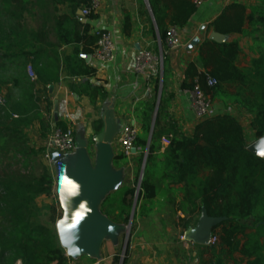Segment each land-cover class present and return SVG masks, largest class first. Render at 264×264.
I'll return each mask as SVG.
<instances>
[{
	"label": "trees",
	"instance_id": "16d2710c",
	"mask_svg": "<svg viewBox=\"0 0 264 264\" xmlns=\"http://www.w3.org/2000/svg\"><path fill=\"white\" fill-rule=\"evenodd\" d=\"M148 1L166 50L167 31L184 28L197 7L193 0ZM90 2L38 0L36 4L32 0H0V91L7 90L6 105L0 106L1 160L12 156L21 159L26 166L35 168L38 165L44 149L32 148L26 132L39 114L33 91L40 83L47 93V88L59 81L57 52L50 55L42 49L19 55L14 48L24 49L34 42L46 43L48 35L54 33L60 41L58 45H75L73 56L64 59V69L70 76L87 80L95 78L96 69L86 65L83 56L94 53L98 37L92 33L89 23L82 24L76 15L89 7ZM61 5H67L73 17L55 14ZM35 9L40 14L34 29H29L25 14L31 16ZM96 18L97 13L88 17L89 20ZM257 24L264 28V7L248 12L243 5L231 4L208 26L207 33L253 36ZM149 25L151 33H154L151 20ZM131 28L130 18L126 17L124 35H128ZM45 59L48 60L47 65ZM29 66L36 75L35 83L27 79L28 87L22 99L16 100L12 89L25 86L23 71ZM165 73L164 68V77ZM25 76L28 78L27 74ZM155 78L151 87L156 99L160 79L158 75ZM209 78L216 80L213 87L208 86ZM9 84L12 88L8 87ZM196 86L212 102H230L253 115L255 137L264 138V55L248 60L238 42H216L206 38L198 48L197 59L186 68L182 89L192 91ZM85 94L92 104L98 98L105 100L107 97L104 87L92 86L89 82L86 83ZM168 101L163 93L150 143L148 123L143 125L142 135L135 142L141 149L135 183L138 182L146 149L148 154L133 223L137 217L151 214L163 182L168 180L174 186L182 185L183 197L176 209L186 216L179 219L181 237L190 228L197 227L202 213L219 220L211 232L216 242L201 246L211 257L207 264H264V157L249 150L240 122L230 114H218L200 121L193 136H185L168 112ZM52 107V102L48 101L49 113ZM100 125V121L94 122L98 133ZM56 127L68 129L61 121ZM51 130L50 121H40L42 139H46ZM163 139L169 140V145L160 155ZM115 159L124 161L127 157L120 153ZM157 173L161 174L160 178H156ZM54 185L53 173L44 165L39 166L38 173L29 175L0 169V264H70L72 259L66 256L56 229L62 218L56 204L49 208L47 225H32L31 222L33 203L40 197H50ZM135 196L136 190L124 185L102 200L99 212L114 224L128 225Z\"/></svg>",
	"mask_w": 264,
	"mask_h": 264
},
{
	"label": "crops",
	"instance_id": "0c3cea01",
	"mask_svg": "<svg viewBox=\"0 0 264 264\" xmlns=\"http://www.w3.org/2000/svg\"><path fill=\"white\" fill-rule=\"evenodd\" d=\"M231 4L243 5L248 8V12H251L252 9L264 7V0L207 1L201 7L197 8L196 13L184 28L177 29L181 34L183 46L177 49L167 47L166 50L163 48L162 41L159 38L149 1L147 3L146 0H100L97 18L94 20L83 18L80 11H78L76 15L82 24L89 23L92 33L96 29L109 31L112 34L115 45L113 59L110 62L102 63L91 55L83 56L86 65L96 69L95 78L90 80L83 77L70 76L64 69V59L73 56L75 45H58L60 41L54 33L48 35V40L46 41L48 44L34 42L31 46L24 49L14 48V51L19 55L22 52L36 53L42 49H44V52H49L50 55L53 52H57L59 55V81L54 85H50L47 88V93L45 87L40 83L36 84L33 91L36 104L39 108V114L33 120L30 129L36 133L40 132L41 120L45 123L50 121L52 130L57 128L54 118V103H57L58 121L66 124L68 129L74 132L76 137L75 149L65 155L63 160L53 162L49 166L55 179L54 188L58 191L62 203L61 182L64 175L73 169L75 164L83 158L87 159L93 171L96 170L102 158H109L111 161L113 182L107 190V195L103 199L122 186H129L128 184L130 182L133 183V181H136L135 170L137 168L138 171V160L141 156V149L139 147L136 146L138 150L131 157L120 161L115 159L117 155L123 153L118 136L112 144H98L93 141L95 135L98 134L94 122H101V132L104 119L109 111L114 112V116L122 124V128L126 125L135 126L138 129V136H141L143 125L148 123L150 124L151 133L155 121L158 100L160 99L161 102L163 93H165V99H169L168 112L170 116L177 122L178 127L185 136L189 138L193 136L194 129L199 121L192 110L191 95L188 91L182 89V83L186 68L197 59L198 48L203 41L208 38L216 42H238L242 51L248 57V60L256 58L254 54L263 52L264 50V28L260 24L254 27L256 33L253 36L239 34L222 36L213 31L207 33L208 26L222 14L225 7ZM55 14L73 17V12L67 5L58 6ZM38 17L37 12L30 17L28 15L26 16L29 29H34ZM126 17L130 18L132 25L128 35H124L123 33V24ZM149 20L152 21L155 27L154 33L150 31ZM189 46H191L190 53L186 50V47ZM142 50H148L158 56L163 55L160 67L155 63L148 69L149 79L143 75L134 73V57ZM249 54L252 57L249 58ZM47 64L48 60L45 59V65ZM30 65L32 66V63ZM164 68L166 69L165 77ZM25 74L28 75V78H26ZM157 75L160 79V85L155 99L151 82L156 79L155 77ZM23 76L25 86L15 90L12 89L13 97L16 100L22 99L28 87L27 79L32 83H35L36 80L29 78L27 69L23 71ZM87 82L92 86L104 87L107 93L106 99L102 100L98 98L96 103L92 104L90 98L85 94ZM51 86L53 87L52 93L50 92ZM8 87L12 88L11 84ZM2 92L5 95L7 94V90L5 89ZM48 101H51L53 105L51 113L47 110ZM218 102H223L226 106H229L222 100H214L213 105L215 106ZM230 105L239 108L233 104ZM159 109L160 104L157 118ZM216 114H218L217 111ZM39 141L41 142V139ZM167 147L162 144L160 155ZM159 172L161 173V171ZM160 173H157L156 178L161 177ZM181 189L182 185L174 186L168 180L163 182L157 204L151 214L146 217H137L135 222L132 223L134 233L129 244V254L126 256L124 264H179L176 262L175 245L165 235L159 233V230L164 228L162 225L165 222L159 221V219L158 221L154 220L158 218L160 213H168L171 209L174 212L176 211L183 197ZM127 198L129 199V196ZM177 214L179 216L181 212H177ZM182 217L183 214L181 215ZM109 224V232L102 236L101 242L96 250L78 253L76 255H70L66 251V256L72 259L70 264H114L116 259L115 248L119 241L118 231L124 227L127 228L128 225H117L111 221H109ZM185 244H188L187 241H185Z\"/></svg>",
	"mask_w": 264,
	"mask_h": 264
},
{
	"label": "water",
	"instance_id": "95a60500",
	"mask_svg": "<svg viewBox=\"0 0 264 264\" xmlns=\"http://www.w3.org/2000/svg\"><path fill=\"white\" fill-rule=\"evenodd\" d=\"M148 3V0H146ZM160 57H163L161 54ZM53 92V87H50ZM160 99L157 103L155 121L151 129L148 144L151 141L155 126ZM55 126L58 121V104L54 103ZM122 129V124L115 118L114 112L109 111L104 119L102 131L95 135L93 141L98 144H112ZM259 144V143H257ZM257 144L249 147V150L257 155ZM148 149L141 168L138 191L135 196V203L132 208L130 221L127 226L124 247L120 264L125 263L129 246L130 231L136 211L138 193L143 180L146 166ZM63 154L53 153V162L64 159ZM113 177L111 173V161L109 158H102L95 171L90 167L86 158L77 162L73 169L65 173L61 182V197L63 200V216L57 222L56 229L61 246L68 254L76 255L91 250H96L101 242L102 236L109 232L110 224L106 217L100 214V204L111 187ZM219 223V220L210 219L202 213L197 227L189 232L191 240L199 246L210 244L212 228Z\"/></svg>",
	"mask_w": 264,
	"mask_h": 264
},
{
	"label": "rangeland",
	"instance_id": "374dc122",
	"mask_svg": "<svg viewBox=\"0 0 264 264\" xmlns=\"http://www.w3.org/2000/svg\"><path fill=\"white\" fill-rule=\"evenodd\" d=\"M32 3H38V0H32ZM35 12L39 15L40 12L35 9ZM30 17L28 13L25 14V22H26V16ZM28 25V23L26 22ZM261 55H264V50L263 52L254 54L256 58H251V59H257ZM157 58H159L157 62V66L160 67V56L156 55ZM252 57V55L249 54V58ZM0 95H2L5 99L6 95L0 91ZM226 106L223 102H218L215 104L214 109L217 111L218 114H230L233 115L241 124L245 138L247 141L248 146L255 145L257 143V155L260 157H264V155H260L259 153L261 151H264V138L263 139H257L255 137V132L252 129V121H253V115L241 111L240 108H235L234 106H231L230 102H226ZM225 105V106H223ZM40 132L36 133L35 131H31V129L28 130V137L30 139V145L34 149H38L40 147H43L42 145L44 144L46 139H42L39 135ZM41 139V142L39 141ZM42 154L38 158V165L33 168L31 165L26 166L21 159L17 158L14 159L12 156H9L5 159H0V169L1 171H8V172H20L21 174H26L29 175L30 173H38V169L40 165H44L48 169L49 166H47L43 159H42ZM144 162V160H143ZM143 165V163H142ZM142 165L140 166V172ZM138 169H139V164H138ZM51 170V169H50ZM135 175H137V168L135 170ZM140 176V174H139ZM131 183V186H130ZM128 185L131 188H134L136 192L138 191V183H139V177H138V182L135 183L133 181L130 182ZM52 195L50 197H40L38 198L34 203H33V208H32V218L31 222L33 223L32 225H42L48 224V219H49V211L48 209L51 207V205L56 204L57 210L59 213H63V207H62V201L59 198L58 191L53 188ZM61 202V203H60ZM63 215V214H62ZM182 215V213H181ZM181 215L178 216L177 212L171 209L170 212L168 213H160L158 215V218H156L154 221H163L165 222L164 225H162L164 228L159 230V233L162 235H165L168 239L172 241V243L175 245L174 248L176 249L175 254H176V262L179 264H207L210 261V255L207 253H204L203 249L201 246L195 244L189 235V232L194 230L195 228H190L184 236H180L181 229L178 228L179 225V219L181 218ZM186 217L183 215L182 218ZM153 221V222H154ZM134 226L132 225L131 231H130V239H129V244L132 238V235L134 233ZM111 231V230H110ZM126 231L127 228L124 227L122 230L118 231V236H119V241L116 245L115 248V254H116V259L114 264H120L121 256H122V251L124 247V241H125V236H126ZM112 232V231H111ZM114 232V231H113ZM164 233V234H163ZM185 241H187V245L185 244ZM184 243V244H183ZM81 255V254H79Z\"/></svg>",
	"mask_w": 264,
	"mask_h": 264
},
{
	"label": "built area",
	"instance_id": "2783aa9c",
	"mask_svg": "<svg viewBox=\"0 0 264 264\" xmlns=\"http://www.w3.org/2000/svg\"><path fill=\"white\" fill-rule=\"evenodd\" d=\"M196 7H201L209 0H193ZM100 8V0H91L90 6L80 10V14L83 18L88 19L92 13H97ZM94 35L98 37V43L94 53L91 55L102 63L110 62L113 59L114 41L112 34L109 31L101 29L94 30ZM165 44L170 49H177L183 46L181 34L177 29H169L166 34ZM190 48L186 47V50L190 53ZM159 58L148 50L139 51L134 57V73L137 75H143L149 79L148 69L151 65L157 64ZM163 57H160V62ZM27 72L32 80L36 79V75L33 72L31 66L27 68ZM216 84V80L213 78L208 79V86L213 87ZM191 95L192 110L198 121H203L217 116L214 109L212 100L204 94V92L196 86L194 90L188 91ZM6 105V99L0 95V106ZM138 129L132 125L124 126L118 134V141L123 149V154L128 158L133 155L138 148L135 142L138 138ZM162 144L169 145V140L163 139ZM76 147V137L73 130H62L60 128H54L49 136L46 138L43 144L42 159L47 166L52 165L53 153H59L67 155L71 153ZM250 147V146H249ZM216 238L210 239V244H214ZM20 264V263H17Z\"/></svg>",
	"mask_w": 264,
	"mask_h": 264
},
{
	"label": "clouds",
	"instance_id": "9594fccd",
	"mask_svg": "<svg viewBox=\"0 0 264 264\" xmlns=\"http://www.w3.org/2000/svg\"><path fill=\"white\" fill-rule=\"evenodd\" d=\"M259 154H260V155H264V151H261Z\"/></svg>",
	"mask_w": 264,
	"mask_h": 264
}]
</instances>
